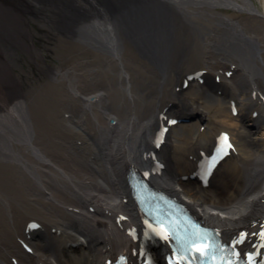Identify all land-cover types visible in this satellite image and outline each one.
<instances>
[{"label":"bare ground","instance_id":"obj_1","mask_svg":"<svg viewBox=\"0 0 264 264\" xmlns=\"http://www.w3.org/2000/svg\"><path fill=\"white\" fill-rule=\"evenodd\" d=\"M223 130L235 150L202 180ZM137 167L225 237L256 241L264 0H0V264L136 261Z\"/></svg>","mask_w":264,"mask_h":264},{"label":"rangeland","instance_id":"obj_2","mask_svg":"<svg viewBox=\"0 0 264 264\" xmlns=\"http://www.w3.org/2000/svg\"><path fill=\"white\" fill-rule=\"evenodd\" d=\"M57 39V36H56V34H53V40H56ZM77 57V56H76ZM27 68H29V66L28 65H25L24 66V69L26 70ZM56 80L58 81V78L56 77L55 78V80H52V81H55L56 82ZM25 82H27V80L25 81ZM65 117H71L72 116V114L71 113H66L65 115H64ZM107 118H108V116H107ZM106 118V119H107ZM109 120V119H108ZM112 121V120H111ZM137 168H140V167H137ZM1 198H3L2 196H0V199ZM125 199H129V197H125Z\"/></svg>","mask_w":264,"mask_h":264},{"label":"water","instance_id":"obj_3","mask_svg":"<svg viewBox=\"0 0 264 264\" xmlns=\"http://www.w3.org/2000/svg\"><path fill=\"white\" fill-rule=\"evenodd\" d=\"M54 2H56V3H58L59 2V0H53ZM30 3V2H29ZM21 10L23 11V13H25V14H28L27 13V11L26 12H24V9L23 8H21ZM31 10H33V8L31 9Z\"/></svg>","mask_w":264,"mask_h":264},{"label":"flooded vegetation","instance_id":"obj_4","mask_svg":"<svg viewBox=\"0 0 264 264\" xmlns=\"http://www.w3.org/2000/svg\"><path fill=\"white\" fill-rule=\"evenodd\" d=\"M27 69H28V68H27ZM27 69H26V70H27Z\"/></svg>","mask_w":264,"mask_h":264}]
</instances>
